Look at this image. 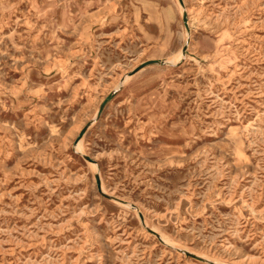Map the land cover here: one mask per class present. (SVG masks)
I'll return each mask as SVG.
<instances>
[{
  "label": "rangeland",
  "instance_id": "obj_1",
  "mask_svg": "<svg viewBox=\"0 0 264 264\" xmlns=\"http://www.w3.org/2000/svg\"><path fill=\"white\" fill-rule=\"evenodd\" d=\"M0 264H264V0H0Z\"/></svg>",
  "mask_w": 264,
  "mask_h": 264
},
{
  "label": "bare ground",
  "instance_id": "obj_2",
  "mask_svg": "<svg viewBox=\"0 0 264 264\" xmlns=\"http://www.w3.org/2000/svg\"><path fill=\"white\" fill-rule=\"evenodd\" d=\"M180 8H181V11H184V9H185L186 7H185L184 4H181V3H180ZM182 13H183V12H182ZM182 56H183V53L180 52L178 57L181 59ZM179 58H178V59H179ZM163 61H165V60H163ZM168 61H169V60H168ZM165 62H167V61H165ZM169 62H171V61H169ZM172 63H173V62H172ZM124 78H125V79H126V78H129V76L126 75ZM96 115H97V114H96ZM77 148H78L80 151L83 152L81 140H80L79 143L77 144ZM103 190H105L104 187H103Z\"/></svg>",
  "mask_w": 264,
  "mask_h": 264
},
{
  "label": "water",
  "instance_id": "obj_3",
  "mask_svg": "<svg viewBox=\"0 0 264 264\" xmlns=\"http://www.w3.org/2000/svg\"><path fill=\"white\" fill-rule=\"evenodd\" d=\"M182 18H183L184 25L187 27L186 14L184 12H183ZM185 49H186V47H184V50ZM148 62H150V63H157V60H149ZM107 98H109V96Z\"/></svg>",
  "mask_w": 264,
  "mask_h": 264
}]
</instances>
